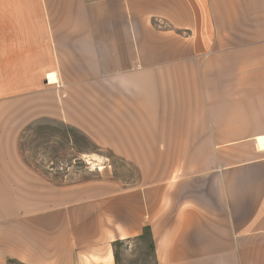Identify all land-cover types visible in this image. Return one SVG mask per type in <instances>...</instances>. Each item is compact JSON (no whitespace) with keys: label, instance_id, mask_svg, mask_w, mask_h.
Wrapping results in <instances>:
<instances>
[{"label":"crops","instance_id":"obj_1","mask_svg":"<svg viewBox=\"0 0 264 264\" xmlns=\"http://www.w3.org/2000/svg\"><path fill=\"white\" fill-rule=\"evenodd\" d=\"M45 121L138 177L53 182ZM147 226L155 264H264V0H0V264H116Z\"/></svg>","mask_w":264,"mask_h":264},{"label":"rangeland","instance_id":"obj_2","mask_svg":"<svg viewBox=\"0 0 264 264\" xmlns=\"http://www.w3.org/2000/svg\"><path fill=\"white\" fill-rule=\"evenodd\" d=\"M32 129L22 140L25 161L59 185L97 180L129 184L138 177L133 165L109 150H98L82 133L60 122H40ZM114 252L116 264L156 262L152 234L148 230L139 238L114 243Z\"/></svg>","mask_w":264,"mask_h":264},{"label":"trees","instance_id":"obj_3","mask_svg":"<svg viewBox=\"0 0 264 264\" xmlns=\"http://www.w3.org/2000/svg\"><path fill=\"white\" fill-rule=\"evenodd\" d=\"M146 230H148V231H150V227H145V229H144V231H146ZM151 232V231H150ZM118 242H120V240H117L115 243H118ZM116 245V244H115ZM115 258L117 259V255L115 254ZM14 263V262H13ZM14 264H19V263H14Z\"/></svg>","mask_w":264,"mask_h":264}]
</instances>
